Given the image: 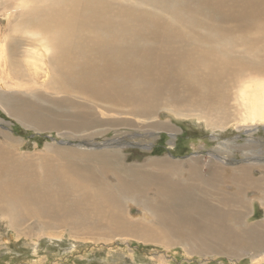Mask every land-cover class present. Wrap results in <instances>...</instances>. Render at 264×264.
Masks as SVG:
<instances>
[{
	"label": "bare ground",
	"instance_id": "6f19581e",
	"mask_svg": "<svg viewBox=\"0 0 264 264\" xmlns=\"http://www.w3.org/2000/svg\"><path fill=\"white\" fill-rule=\"evenodd\" d=\"M146 1L152 5L156 0ZM184 1L172 4L169 11L172 18L166 22L161 17L157 18V15H147L121 4L123 8L118 7L111 14L105 8L113 4L108 0H33L28 9L18 11L15 22L9 26L13 30L18 26H27L35 31L30 36H13L10 49L6 48L8 54L5 52L7 55L1 57L0 77L10 79L17 88L22 83L27 85L24 78L31 74L24 67L21 68V57L40 62L36 67L45 65L48 80L45 88L59 95L57 98L51 97V103L69 112L59 111L63 120L56 118L57 122H51L42 119L40 122L52 125L58 123L73 131L77 127V130L86 131L113 123L125 125L134 117H156L160 110L155 103L157 92L148 85L158 77L171 80L174 87L180 84L185 93L198 94L202 106L208 108L206 112L202 106L187 107L182 109L183 112L173 111V114H180L177 116H184L185 119L196 117L194 119L206 127L214 128L215 124L223 127V124L228 123V106L225 104L228 98L233 100L229 110L233 111V115L243 111L251 121H264V0ZM228 6H234L228 9L231 15L221 12ZM203 7L218 14V20L213 15L214 24L195 18V13ZM254 21L253 36L241 35L252 46L244 48L243 54L250 55H243L240 49L239 53H234L233 47L237 45L234 37L233 47L230 45L224 23H231L229 26L236 32L243 27V22L249 24ZM186 23L206 30L194 28L181 31V26ZM134 24L136 28H131ZM122 39L125 45L118 44ZM1 41L0 48L4 53L6 43ZM36 45L50 51L47 61L45 51L39 52ZM186 62L204 66L207 75L197 78L186 74ZM244 66L257 70L234 84L229 76L239 73ZM4 73L5 76L2 75ZM30 87L27 85L26 89ZM223 87L232 93L223 95ZM39 88L45 92L42 87ZM221 95L224 96L223 100ZM40 96L43 97V93ZM10 98L12 100V96ZM17 104V107L28 109L13 113L21 114L18 118L21 121L27 116L38 114L34 106L23 98ZM220 105L221 113L217 111ZM118 115L124 117L117 120L115 116ZM149 136L151 133L131 132L111 139H85L83 142L69 143L78 148L96 147L100 150H96L81 168L79 165H56L46 169L42 175H34L36 173L28 169L20 172L22 168L29 167L27 158L15 156L12 144L0 143L4 146H0V219L14 227L16 220L14 222L11 215L13 212L20 223L35 219L38 222L36 224L45 228L52 224H56V227L67 226L72 234H93L91 231L97 227L98 235L106 233L112 223L116 232L122 234L128 231L146 244L161 234L170 240L177 237L175 230L178 228L169 224L175 228H172L171 234V228L165 224L167 220L173 219L175 223L179 222V228L186 234L184 240H195L202 232L204 238L225 252L238 253L243 244L251 247V250L264 247V221L244 223L245 217L252 216L253 207L250 203L254 198L245 199L240 195L241 192L245 195L248 192L264 193V173L261 169H258V176L250 172L251 169L257 170V167L264 166V156L257 154L242 160H232L212 151L210 155L216 160L211 163L210 172L199 171V167L194 165L196 163L192 164L193 159L182 163L186 166L184 171H178L174 162L167 159L151 161L142 166H127L120 155L121 149L133 144L147 145L149 142L145 143V139ZM60 143L65 144L66 141ZM59 151L73 153L75 149L59 148ZM73 155L67 158L69 161L66 163L73 162L70 160ZM91 161H94L95 166ZM226 166L231 169L229 173L224 171ZM182 172L183 181H171L172 176ZM246 200L247 205L242 208L230 207L233 203L241 206ZM257 200L264 207V197ZM135 207L140 212L161 215L157 217V223H164L165 233L158 228L156 232L151 222V225L148 222L143 225L141 222L146 217L136 223L134 220L128 221L127 215ZM226 216L235 220L237 230L232 232L229 227V230L226 228ZM72 218L75 220L71 221ZM189 222L196 227V235ZM186 223L191 228L185 229ZM195 249L196 243L193 242L192 251Z\"/></svg>",
	"mask_w": 264,
	"mask_h": 264
},
{
	"label": "rangeland",
	"instance_id": "374dc122",
	"mask_svg": "<svg viewBox=\"0 0 264 264\" xmlns=\"http://www.w3.org/2000/svg\"><path fill=\"white\" fill-rule=\"evenodd\" d=\"M32 1L0 0V39H2V41L4 40V44L6 43L4 47L6 51H4V53L1 52L0 48V63L3 61V58H1L3 57L2 55L4 54V56H6L8 54L6 48L8 47V49H10V41L14 35L22 36L27 34L26 36H30L35 31L27 26H18L15 30L9 26L15 22L18 11L28 9V7L33 4ZM108 1L113 2V4L105 7L111 14L116 12V8H123L119 5L121 4L127 7L131 6L138 11L147 13V15H157V18L161 17L162 20L167 22L170 20L169 18H172L171 12L169 13L170 8L173 6L172 4L175 2V4H177L184 0H156L153 1V4L150 1L152 5H149L146 0ZM234 2L231 4L233 5ZM234 6L223 8L224 10L222 9L221 12L231 15V10L228 9H233ZM133 14L122 13V15ZM213 15H215L216 20L218 17L216 15L218 14H214L203 7L195 13V18L201 19L208 24H214ZM229 22L224 23L226 25H222L224 28L227 27L226 33L228 32L227 38L229 39L230 45L233 47L234 37L235 44L237 45L236 48L233 47L234 53H239L238 49H240L239 51L243 54L244 48H251L252 46L249 44L250 41H244L241 35H245L244 37L253 36L254 29H252V26L255 21L249 24H244L243 22V27L239 28L240 30L236 32L233 30V27L229 26L232 25ZM140 24L142 25V23ZM234 24H237V22ZM131 28H136L135 24L132 25ZM181 28L183 29H181V31H189L194 28L206 30V28L194 27L189 23L182 25ZM26 31L28 33H26ZM232 31L234 34H232ZM240 38L242 41H240ZM118 44L125 45L126 43H123L122 39L121 43ZM36 47L39 52L44 53L43 51H45L44 54H47L45 61H47L50 51L45 50L43 47L41 49L39 45H36ZM5 52L7 54H5ZM243 55L247 56L250 55V53ZM36 57H38V55H36ZM34 60L20 58L21 68L24 67L28 73H31L24 78V82L31 86L30 89H26L27 85H25V83H22L21 86L16 88V85L10 79L7 80L3 76L0 77V143L12 144V153L15 156H25L24 158H27L30 163L28 165L29 167L27 168L26 166L22 168L23 170L21 169L20 172H24L25 169H28L35 172L36 174L34 175H42L48 168L55 167L56 165L61 167L68 164L70 167L72 165H79L81 168L91 155L94 154L96 150L100 149L96 147L90 149L78 148L69 143L75 144L83 142L85 139L90 141L111 139L123 135L124 133L131 132L151 133V137H146L145 143L149 142L147 145L142 144L139 146L133 144L121 149L120 155L127 166H142L151 161L157 162V160L160 159H167L174 162L179 168L178 171H184L186 168V166L183 165L184 162L193 159L192 164L196 163L194 165L199 167V171L210 172L211 163L216 160L210 155L212 151H217L219 154L230 157L232 160H242L252 155V157H254V155L257 154L259 156H264V121L261 122L258 119L251 121L243 111L238 115H233V111H229L233 105V100L228 98H226L225 101L226 106H228V110L226 111V113L228 112L226 114L227 118L225 117L228 123L226 125L223 124V127H219L217 124H215L216 126L214 128L206 127L202 122L199 124V122L194 119L196 117H188L185 119L184 116H177L180 114L173 113L180 110L183 112L185 108L188 109L187 107L194 108L202 106V103L198 100L199 96L198 94L190 95L185 93L183 86L180 84H176L174 87L171 80L159 77L151 80V82H153L151 85L154 87L150 84L148 85V87L153 88L157 92L155 95V103L160 107L158 114L154 118L134 117L125 125L113 123L110 125L107 124L106 126L90 128L86 131L77 130L79 127L74 128L76 131H73L65 128L63 125L60 126L58 123L52 125L51 123L40 122L42 119L50 120L51 122H57L56 118L63 120L59 111L64 110L65 113L69 111L64 109V107H58L51 103V97L57 98L59 95H54L51 89L45 88L48 81L45 76V65L36 67V64L39 65L40 62ZM30 63L33 64L31 65ZM17 67L14 68L17 69ZM8 69H10L9 66ZM184 70L186 74L194 75L197 78H200L202 75H207V69L202 65H192L186 62ZM256 70L257 69L251 66H244L240 68L239 73L232 74L229 78L234 80L235 84V82L243 79L247 74L255 73ZM5 74L6 73L2 75L5 76ZM39 87H42L45 92ZM32 92H35V94ZM41 93H43V97L40 96ZM231 93V90H227L226 87H223V95ZM223 95H221L222 100L224 99ZM9 96H12V100ZM21 98L28 101L34 106L33 109L38 112V114H34L33 116L25 117L26 121L18 119L21 117V114H13L17 110H28L24 106H22V108L17 107L18 104H20H17V102H19ZM212 102L216 104L215 101ZM27 106L30 105L28 104ZM214 107L216 106L214 105ZM207 109L208 108L204 106L202 110L206 112L205 110ZM220 109H222L221 105L219 109H217L219 113L222 112ZM97 114H100V112H97ZM115 117L117 120H120L124 116L118 115ZM241 118L248 119L241 120ZM103 119H108V117H103ZM154 132L155 134L153 135ZM89 134L91 135L90 137ZM85 135L86 137L84 138ZM60 141H66V143H60ZM1 144L0 146L4 148ZM68 147L75 149V151L73 153L59 151V148ZM116 152H119V150ZM71 154H74L70 159L73 162L66 163V161H69L67 158ZM91 164L95 166L94 161H91ZM258 169H261V172L264 173V166L257 167V170L251 169L250 172L253 173L254 176H258ZM230 170V167L227 166L224 169L225 173H229ZM252 170L254 172H252ZM183 173L184 172L175 174L172 176L171 181L176 179L183 181L184 179H181ZM177 176L180 178H175ZM240 195L245 199L252 197L254 199L258 197L260 199L264 197V193L259 195L253 192H248L246 195L241 192ZM254 199L251 200L250 203L251 207H253L252 216L250 215V219L248 217L244 218V223L247 222L246 224H251L255 221H264L263 203ZM127 201L129 200L127 199ZM241 202L243 203V201ZM237 204L233 203L230 207L232 209L233 207L238 209L242 208L245 204L247 205V200L241 206ZM11 215L14 217V222L16 220L14 227L9 226L6 221L0 219V264H264V247L258 249L252 248L251 250V247H247V245L243 244L241 245V251L238 253L225 252L222 251L223 248H220V246L217 247L211 240L204 238L202 232L197 235L195 240H184L186 234L179 228V222L175 223L173 219H169L171 223L167 220L165 224H167L166 227L169 226V229L171 228L169 224H173L178 228L175 230V234L179 241L176 242L177 237L171 238L170 240L168 237L161 234V236L155 237L157 238L156 240L154 238V241L152 240V242L146 244L144 241L133 237L132 235L135 234H130L128 231L122 234L116 232V230H114L116 228L112 223L106 233H99V235L97 227L91 231L93 234H72L70 228L67 226L56 227V224H52L51 227L45 228L40 224H36L38 222L35 219H29L20 223L15 213L13 214V212H11ZM160 216L161 215L155 213L149 214L147 211L140 212L135 207L129 211L127 220H134L136 223L140 219H143V217H146L145 220L141 222L143 225L147 222V224L151 222L152 225H155V229L158 228L165 233L164 223H157V217ZM74 220L73 218L71 219V221ZM189 223L193 226L196 235V227L191 222ZM224 224L226 228L228 230L230 228L232 232L238 229V226L235 225V220L231 217L226 216ZM191 226L186 223L184 228L188 229V227L191 228ZM172 228L170 229L171 234L173 232ZM188 234L190 235V233ZM118 236L122 237L119 238ZM173 236L174 235L170 237ZM181 237H183V239H179ZM193 242L196 243L195 251H192Z\"/></svg>",
	"mask_w": 264,
	"mask_h": 264
}]
</instances>
